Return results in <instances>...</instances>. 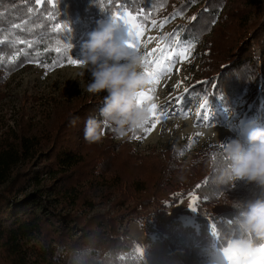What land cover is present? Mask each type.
I'll return each mask as SVG.
<instances>
[{"label":"trees","instance_id":"16d2710c","mask_svg":"<svg viewBox=\"0 0 264 264\" xmlns=\"http://www.w3.org/2000/svg\"><path fill=\"white\" fill-rule=\"evenodd\" d=\"M172 1L0 0V80L28 64L51 71L68 65L66 57L80 60L101 21L127 11L145 27ZM172 8L167 18H187L170 29L169 40L193 56L202 42L200 77L188 90L219 109L242 99L245 115L264 127V0H178ZM57 22L67 27L56 32ZM106 95L53 105L35 123L21 116L0 136V264H207L212 230L221 244L233 234L234 204L264 198L255 184L220 182L228 163L222 147L212 145L189 162L175 149L138 155L130 142L153 117L119 141L114 125L103 123L101 141L86 142L85 121L102 120ZM98 183L110 190L95 201ZM189 193L195 224L164 219L167 202ZM134 216L154 219L158 230L141 254L118 230Z\"/></svg>","mask_w":264,"mask_h":264},{"label":"rangeland","instance_id":"374dc122","mask_svg":"<svg viewBox=\"0 0 264 264\" xmlns=\"http://www.w3.org/2000/svg\"><path fill=\"white\" fill-rule=\"evenodd\" d=\"M177 1L173 0L171 6L161 14L159 19L155 20V26H153L152 21H149L143 27L144 34L140 37L139 41H136L138 48L135 51L143 55L145 62L149 59L148 53L153 52L157 48L169 47L173 53L182 52L187 49L178 41H170L168 38L170 29L179 20L182 19L184 21L187 18L181 17L178 14H174L170 18L166 17L168 12L172 11V7ZM115 39L126 45L130 39L126 26L122 21L118 22ZM201 49L202 42L194 56L189 51L186 59L183 56L173 57L171 65L166 61H162V66H170L171 71L165 72L158 77H151L152 81L158 79L159 82H152L148 86V89L142 90L147 94L151 88V91L155 90L154 92H158L160 97V102L157 104L160 110L159 116L164 118L161 113L166 112L169 121L163 123L169 124L171 122L173 125L172 127L170 125L167 127L161 126L153 138L147 139L158 117L151 113L150 117H153L154 121L148 127L145 134L136 136L130 142V146L138 155L175 149L183 162H189L192 156L208 150L212 145L224 148L226 143L200 141L197 138V131L192 135L188 131H179L175 127V121L179 122L186 119L191 121L192 126L196 129L230 128L232 134L239 136L241 140H245L244 142H246V137L250 130L254 127H262L254 119L245 115L246 111L242 99L236 101L233 109H219L218 107L211 106L208 102L204 107H201L204 97L200 94L195 95L188 90L190 85L200 77V67L202 65ZM258 54L259 51L256 50V55ZM155 55H159V53H155ZM151 59H155V56ZM148 67L149 71H151L154 65H148ZM1 74L0 71V76ZM91 79V73L81 65L73 66L69 64L51 71H45L36 64H28L22 69L3 77L0 80V136L6 130L14 128L17 125L18 118L21 116L30 123H35L43 115L47 114L48 109L53 105L75 100L78 96L82 95H105L107 92L90 94L86 91V86L91 82ZM149 107L151 108L152 106ZM204 116L207 117L205 120L203 119ZM121 139L123 138H116L115 140L119 141ZM109 190L110 188L99 183L95 184L93 187L94 200L98 201V198L104 194V191ZM193 197L192 193H189L180 198L175 204L171 205L167 202V214L163 218L166 219L172 215H176L185 223L194 225L195 206H193ZM149 209L153 211L155 208L150 207ZM118 230L127 231V235L125 236L126 241L136 254H141L149 241L158 234L154 219H146L143 216H134L131 219L123 221L119 224ZM250 258V260L247 258V264H258L256 262L258 261L256 254Z\"/></svg>","mask_w":264,"mask_h":264},{"label":"clouds","instance_id":"9594fccd","mask_svg":"<svg viewBox=\"0 0 264 264\" xmlns=\"http://www.w3.org/2000/svg\"><path fill=\"white\" fill-rule=\"evenodd\" d=\"M117 28L118 21L110 16L81 46V66L92 77L86 91L107 92L100 109L102 120L89 116L85 121L84 139L88 143L101 141L103 123L114 125L117 138H123L130 131L143 129L151 116L149 106L137 103L139 93L152 83L144 74V57L115 39ZM205 100L208 102L207 97ZM224 153L228 163L220 170L221 183L242 180L264 188V127L250 130L246 144L239 138L230 139ZM234 207L237 214L229 221L233 234L221 244L215 242L217 233L212 230L214 242L207 264H246L247 258L261 251L256 241H264V198L237 202Z\"/></svg>","mask_w":264,"mask_h":264},{"label":"snow or ice","instance_id":"6c2138e0","mask_svg":"<svg viewBox=\"0 0 264 264\" xmlns=\"http://www.w3.org/2000/svg\"><path fill=\"white\" fill-rule=\"evenodd\" d=\"M37 4H42V3H48L50 5H54V0H36ZM115 19L118 22H123V24L126 26L127 29V34L129 36V40L127 42V46L131 49H133L134 51L138 48V43H136V41H139L140 37L143 36L144 34V29L142 27V24L140 22V17L133 15L130 12L124 11L119 13L118 16H114ZM49 19L55 21L56 17L54 15V13H50L49 14ZM144 20H147V17H144ZM153 26L156 25V21L153 20L152 21ZM162 26V25H161ZM62 27H67L65 26H61L58 22L55 23L54 26V31L59 32L62 30ZM152 39V38H149ZM57 52H61V48L57 47L56 49ZM190 51V49H185L182 52H176L173 53L171 51V48L169 47H161V48H157L155 49L153 52L148 53V57L149 59L147 60V62L144 61V74L148 75L149 77H153V76H160L163 75L165 72H170L171 71V67H163L162 66V61H166L169 65H171L172 59L173 57H181L183 56L185 59L187 58L188 52ZM155 53H159V55H155ZM153 56H155V59H151ZM67 63L69 65H73V66H80L81 65V61L78 59H74L72 57H66ZM148 65H154V67L151 69V71H149V67ZM154 83H158V79L155 81H152ZM151 91V90H150ZM148 99H150L149 95L142 91L139 93L138 95V99H137V103L138 104H142L143 102L147 101ZM178 99V98H176ZM207 104V101L205 100L203 102V104L201 105V107H204ZM156 105L153 104L152 108H151V113L153 112V110L156 109ZM161 115L167 119V113H161ZM207 117L204 116L203 119L205 120ZM156 122L160 123V118L157 117L156 118ZM149 123V121L147 122V124ZM193 206H195L196 201L195 198L193 197Z\"/></svg>","mask_w":264,"mask_h":264},{"label":"bare ground","instance_id":"6f19581e","mask_svg":"<svg viewBox=\"0 0 264 264\" xmlns=\"http://www.w3.org/2000/svg\"><path fill=\"white\" fill-rule=\"evenodd\" d=\"M146 88L148 89L149 87L147 86ZM146 88H144V89H146ZM154 91L152 90V91H150L148 93L150 99H148L147 101L143 102L144 105L152 106L153 104H155L157 106V104L160 102V97H159L158 92H154ZM160 92H161V90H160ZM159 111L160 110L158 109V107H156V109L153 110V112H152L154 115H157L160 118V123L156 122L153 125L151 133H150V135L147 136V139L153 138V136L158 133V131L161 128V126L167 127V126L170 125L172 127V125H173V123H171V122H169V124H164L163 122H168L169 120L168 119L166 120V119L162 118L161 116H159V114H160ZM174 124H175V127L181 132H187L188 131L192 135V134H195L196 131H197L198 132V133H196L197 136H198L197 138L200 141H206L208 143H227L230 139H233V138L241 139L239 136L233 135L232 131L230 130V128L227 129V128H224V127H218V128H215V129H213V128L212 129H209V128L196 129V128H194L192 126V122L188 121L186 119L183 120V121L180 120L179 122L175 121ZM245 144H246V142H245ZM256 257H257L256 259L258 260L256 262L258 264H264V247H262L261 251L256 254ZM248 259L250 260L251 258H248Z\"/></svg>","mask_w":264,"mask_h":264},{"label":"crops","instance_id":"0c3cea01","mask_svg":"<svg viewBox=\"0 0 264 264\" xmlns=\"http://www.w3.org/2000/svg\"><path fill=\"white\" fill-rule=\"evenodd\" d=\"M262 246H264V245H262ZM262 246L260 248H262ZM246 264H247V260H246Z\"/></svg>","mask_w":264,"mask_h":264}]
</instances>
